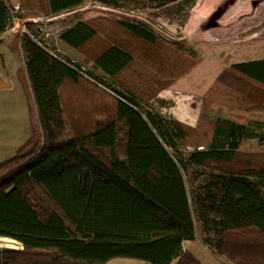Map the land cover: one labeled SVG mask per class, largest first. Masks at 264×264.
<instances>
[{
  "label": "trees",
  "instance_id": "16d2710c",
  "mask_svg": "<svg viewBox=\"0 0 264 264\" xmlns=\"http://www.w3.org/2000/svg\"><path fill=\"white\" fill-rule=\"evenodd\" d=\"M35 1L45 17L84 3ZM98 2L118 10L140 5L138 0ZM234 3L230 0L228 6ZM146 6L181 8L185 24L195 1L147 0ZM11 12L0 0V37L11 28ZM115 25L152 55L167 45L161 57L166 56L175 74L163 71L166 66L155 69L162 77H179L172 64L185 60L180 44L164 43L138 21L123 18ZM34 28L28 26L30 33L21 36L20 48L41 137L0 165V238L21 246L0 249V264H108L115 259L199 264L183 249L184 243L194 241L196 226L234 264H264V165L232 169L241 143L262 139L264 123L208 120L204 106L212 104L207 95L214 100L223 96L216 85L202 99L197 128L164 117L140 94L149 89L150 79L138 78L135 85L121 79L135 57L116 41L92 63L93 70L113 82V87L100 84L117 96L111 97L87 83L80 67L39 45ZM97 36L96 27L79 21L59 39L77 51ZM225 72L243 82L247 104L264 103V60L233 64ZM252 84L260 88L256 101L248 93ZM69 94L79 97L76 107L72 102L67 107L74 100ZM184 146L193 148L188 157L180 151ZM253 237L260 238L258 245H251Z\"/></svg>",
  "mask_w": 264,
  "mask_h": 264
},
{
  "label": "rangeland",
  "instance_id": "374dc122",
  "mask_svg": "<svg viewBox=\"0 0 264 264\" xmlns=\"http://www.w3.org/2000/svg\"><path fill=\"white\" fill-rule=\"evenodd\" d=\"M138 1L140 5L136 9L118 10L103 6L98 0H84L83 5L78 8L54 17H45L39 12L35 0H5L12 9V19L11 28L0 37V76L10 87L0 90V165L18 156L28 142L41 137L20 48L21 36L30 33L28 26H35L34 31L38 33L35 41L39 45L62 61L71 62V65L80 67L79 70L87 83L114 98L116 95L111 93L112 90L98 86L101 83H107L113 87V82L102 78L98 72L93 70L92 63L94 58L109 46L110 41L121 42L135 57L134 65L121 76V79L126 85L128 83L135 85L138 83V78L141 77L150 79L152 84L149 89L140 91V94L149 99L147 105L157 111L156 109L162 105L154 103L152 106L150 101L158 91L177 79L159 75L160 69L165 66L163 71L175 74L174 70L168 69L169 67L165 63L168 62L166 56L161 57L162 54L165 55L164 52L168 51L169 47L162 45L163 47L160 46L161 49L159 47L157 50L158 55H152L150 48L130 37L115 25V21L123 18L141 22L162 38L164 43H169L173 47L174 44H180L183 47L179 51L184 52L185 60L182 58L181 63H173V68L180 74L178 78L185 76L194 68L197 75L194 74L193 78L188 80L185 85L180 86L192 89L195 88L197 80H200V82L202 81L201 88L210 85L209 90L216 85L219 91L221 90L222 98H219L220 95L216 96V100L213 97L209 98L208 95L207 98L205 97L207 102L212 104L211 107L206 104L204 106L207 119L211 121L218 118L232 120L236 118L244 123L264 122V103L262 105L258 102L254 105L247 104L245 99L248 97L244 96L247 91L243 82L232 80L225 72L233 64L264 60V2L253 7L251 2L254 0H234L235 3L232 6H228L230 0H194L195 6L189 12L186 23L182 24L185 11L181 8L180 12L176 6L152 9L147 8V0ZM217 9H222L224 14L216 22L217 27L207 29V23ZM33 14H38V16ZM79 21L90 22L97 28L98 36L82 49L74 51L64 45L59 36L64 30ZM145 55L148 56V60L144 58ZM162 62L164 63L162 64ZM157 67L160 69H155ZM218 79L220 81L216 84L215 81ZM115 83L119 84L118 81ZM250 90L248 93H252L251 97L256 101L260 88L253 85ZM67 92L71 93V90L67 89L65 93L67 94ZM69 96L74 100H68L67 107L71 102L74 103L72 106L76 107L79 97H75L73 94H69ZM64 97L68 99V95ZM221 99L223 100L221 101ZM251 100L249 97V101ZM202 103H204L203 100ZM237 108H240L241 112ZM140 112L144 113L145 110L142 108ZM238 112H240L238 116L234 115ZM260 133L263 134L262 139L245 140L241 143L232 168L234 171L247 166L262 167L264 165V130H260ZM180 151L185 157H188L193 148L184 146L180 148ZM259 239L253 237L251 245H258ZM211 240L209 237H204L199 231V227L196 226L194 241L186 243L183 249L192 254L199 264H234L218 253L211 244ZM247 240L249 241L250 238ZM230 241L232 247L234 239L231 237ZM0 249L21 250V246L14 241L4 243L0 240ZM176 263L177 261L173 264ZM108 264L144 263L130 259H115Z\"/></svg>",
  "mask_w": 264,
  "mask_h": 264
},
{
  "label": "crops",
  "instance_id": "0c3cea01",
  "mask_svg": "<svg viewBox=\"0 0 264 264\" xmlns=\"http://www.w3.org/2000/svg\"><path fill=\"white\" fill-rule=\"evenodd\" d=\"M195 70V68L191 69L185 76L174 79L169 86L158 91L153 100L150 101V104L152 106L154 105V103H159V105H162L156 110L164 117L173 118L176 121L193 129L197 128L198 126L200 108L203 104L202 96L208 91V88L210 86L209 85L206 88H201L200 85L202 84V81L200 82V80H197L195 88L192 89H186L184 86H180L182 84L185 85L188 80L193 78L194 74L197 75ZM199 86L200 88H197ZM237 110L240 111L241 109L237 108ZM240 112L234 115L238 116ZM242 112L245 113L244 110H242ZM233 120L244 123L242 120L236 118H234ZM201 127L204 128V124H202ZM186 243H184V245Z\"/></svg>",
  "mask_w": 264,
  "mask_h": 264
},
{
  "label": "water",
  "instance_id": "95a60500",
  "mask_svg": "<svg viewBox=\"0 0 264 264\" xmlns=\"http://www.w3.org/2000/svg\"><path fill=\"white\" fill-rule=\"evenodd\" d=\"M261 2H264V0H254L251 2V5L253 7H257ZM224 14V11H222V9H217V11L215 13H213V15L210 17L208 23H207V29H211L214 27H217V21L222 17V15ZM10 85L7 84L6 82H4L0 76V90L1 89H6L9 88Z\"/></svg>",
  "mask_w": 264,
  "mask_h": 264
},
{
  "label": "bare ground",
  "instance_id": "6f19581e",
  "mask_svg": "<svg viewBox=\"0 0 264 264\" xmlns=\"http://www.w3.org/2000/svg\"><path fill=\"white\" fill-rule=\"evenodd\" d=\"M0 240L4 243H10L12 242L13 240H10V239H7V238H0Z\"/></svg>",
  "mask_w": 264,
  "mask_h": 264
},
{
  "label": "built area",
  "instance_id": "2783aa9c",
  "mask_svg": "<svg viewBox=\"0 0 264 264\" xmlns=\"http://www.w3.org/2000/svg\"><path fill=\"white\" fill-rule=\"evenodd\" d=\"M98 86H100V85H98ZM106 91H107V89H105Z\"/></svg>",
  "mask_w": 264,
  "mask_h": 264
}]
</instances>
